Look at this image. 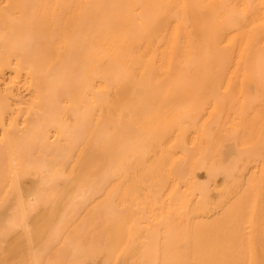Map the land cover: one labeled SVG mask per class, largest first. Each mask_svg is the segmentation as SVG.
<instances>
[{
	"label": "bare ground",
	"instance_id": "obj_1",
	"mask_svg": "<svg viewBox=\"0 0 264 264\" xmlns=\"http://www.w3.org/2000/svg\"><path fill=\"white\" fill-rule=\"evenodd\" d=\"M0 264H264V0H0Z\"/></svg>",
	"mask_w": 264,
	"mask_h": 264
}]
</instances>
